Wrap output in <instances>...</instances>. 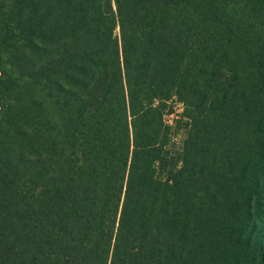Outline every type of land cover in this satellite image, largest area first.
I'll use <instances>...</instances> for the list:
<instances>
[{"label": "trees", "instance_id": "trees-1", "mask_svg": "<svg viewBox=\"0 0 264 264\" xmlns=\"http://www.w3.org/2000/svg\"><path fill=\"white\" fill-rule=\"evenodd\" d=\"M263 207L264 0H0V264H264Z\"/></svg>", "mask_w": 264, "mask_h": 264}, {"label": "rangeland", "instance_id": "rangeland-1", "mask_svg": "<svg viewBox=\"0 0 264 264\" xmlns=\"http://www.w3.org/2000/svg\"><path fill=\"white\" fill-rule=\"evenodd\" d=\"M168 110L172 111L165 117L166 122L172 128L170 149L174 155L171 156H174V158L177 159V157H179V154L181 153V148L184 145V140L187 137L189 124L186 118L182 116L184 110L183 105L177 102L176 99H174L173 102L169 103ZM163 176L166 177L167 173L163 172ZM262 213L264 216V212ZM258 223H260L259 228L261 229L262 234H264V221L262 223V221L260 220L258 221Z\"/></svg>", "mask_w": 264, "mask_h": 264}]
</instances>
